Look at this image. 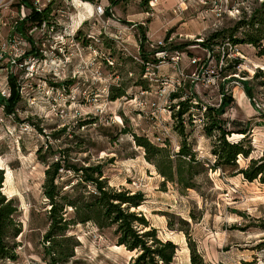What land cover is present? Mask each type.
Instances as JSON below:
<instances>
[{
    "label": "rangeland",
    "instance_id": "374dc122",
    "mask_svg": "<svg viewBox=\"0 0 264 264\" xmlns=\"http://www.w3.org/2000/svg\"><path fill=\"white\" fill-rule=\"evenodd\" d=\"M115 1L111 6L110 0H74L73 7H66L56 0L55 10L72 15V22L38 39L33 46L39 56L27 45L28 57L11 62L6 56L0 62V92L8 94V78L14 76L21 94L16 118L5 117L0 105V194L13 201L12 229L19 232L14 237L12 230L6 233L8 252L0 264H58L51 261V245L44 238L50 208L42 184L47 164L59 151L67 166H100L110 188L141 193L144 201L131 212L141 215L159 240L174 244L172 264H192L191 259L195 264H264V183L216 167L211 151L217 134H203L204 107H218L224 92L233 98L221 118L230 132L225 138L239 143L243 135L232 132L250 131L244 146L252 152L247 159L238 157L239 168L261 155L264 38L250 46L233 45L226 36L212 50L201 47L212 33L247 20L263 0ZM99 3L109 16L94 13L92 6ZM241 33L239 28L235 36ZM61 34L62 39L49 38ZM141 35L143 52L150 53L151 62L157 60L142 74ZM158 43L167 51L165 58L151 54ZM184 44L189 46L176 50L180 58L172 63L175 53L169 49ZM257 71L263 75L255 76ZM240 80L250 82L251 100ZM167 81L175 84L173 93H182L180 99L169 98L165 92L171 88L164 92ZM116 87L125 95L110 100ZM180 101L184 105L178 108ZM181 108L185 114L177 117ZM133 136L165 148L173 160L181 143L188 144L200 164L192 187L159 175ZM41 148L45 163L37 155ZM64 177L66 182L71 174ZM66 236L76 246L71 247L73 257L59 264H133L137 256L117 246L112 228L92 222L70 227Z\"/></svg>",
    "mask_w": 264,
    "mask_h": 264
},
{
    "label": "trees",
    "instance_id": "16d2710c",
    "mask_svg": "<svg viewBox=\"0 0 264 264\" xmlns=\"http://www.w3.org/2000/svg\"><path fill=\"white\" fill-rule=\"evenodd\" d=\"M116 1L110 0V5L114 6ZM106 15L109 16V10ZM40 16H33V20H38ZM242 29L240 37L235 36L238 29ZM227 33V34H226ZM264 0L260 3L258 9H254L247 20L245 17L236 23L234 29L221 30L214 32L201 43L203 49H213L217 40L229 37L233 45L246 44L250 46H258L264 38ZM140 57L142 63L149 62L150 53H144L145 38L141 35ZM188 44L170 48L172 51H182ZM163 48H158L151 52L160 51ZM219 59V55L217 57ZM153 62L156 60L153 58ZM234 66L239 63V60L231 61ZM230 62V63H231ZM230 67V68H231ZM141 74L144 72V66L140 67ZM236 70L227 76L235 75ZM255 76L263 75L261 72H256ZM254 76V77H255ZM264 77V76H263ZM229 79H235L229 77ZM245 95L251 100L252 92L250 82L240 80ZM8 86L10 87L9 97L4 98L0 94V105L3 106L4 116H13L16 118V110L19 106L21 96L19 87H17L14 76L8 78ZM223 90V89H222ZM182 94V93H181ZM179 93H171L169 98L177 100L182 97ZM125 95V90L121 87L113 88L110 93V100H116ZM222 100L218 107L206 106V113L203 122V134L209 138L216 132L215 141L212 142V155L216 158V167L220 169L229 168L233 173L242 175L248 182L258 180L264 183V149L259 158L251 159L245 167L239 168L237 164L238 157L245 159L249 158L252 149L246 148L244 142L250 135L248 129H240L238 132H232L237 135H243L239 143L227 141V132L222 126V117L226 113V108L232 104L233 98L221 94ZM178 108L184 103L180 101ZM183 107V106H182ZM181 108L176 112L177 117L185 114ZM175 116V117H176ZM40 132V131H39ZM62 131H60L61 134ZM136 145L145 150V160H150L154 165L157 173L166 180H177L185 188H191L190 183L200 170V164L197 163L195 155L190 146L186 143H181L179 152H177L176 160L171 159L165 148L152 145L146 138L133 136ZM47 150L51 152V147ZM43 148L37 151L39 162L45 163L47 156L42 153ZM47 152V151H46ZM52 153V152H51ZM64 152L59 151L55 161L47 164L44 170V182L42 184V193L49 204L48 224L49 228L44 235L47 242H50L51 261L58 263L64 262L73 257L71 247L69 245L71 238L66 236V232L76 224L94 223L98 228H112L113 235L117 239V246H123L129 252H137V256L133 264H172L175 256V246L171 241L162 242L156 236L154 228L150 227L148 222L131 209L138 208L144 201V196L141 193L129 195L123 190H115L110 188L106 179L103 176L102 167L88 165L84 166H67L64 161ZM54 155V154H52ZM56 156V155H55ZM50 157V156H49ZM71 174L68 181H64V176ZM3 182L2 171L0 170V187ZM67 183V184H66ZM17 212L12 200L7 201L0 194V258L7 256V245L5 243V235L12 230V236H17L19 233L14 227V216ZM149 229L148 231L140 232L139 228ZM70 246V247H69ZM192 264L193 259H191Z\"/></svg>",
    "mask_w": 264,
    "mask_h": 264
},
{
    "label": "built area",
    "instance_id": "2783aa9c",
    "mask_svg": "<svg viewBox=\"0 0 264 264\" xmlns=\"http://www.w3.org/2000/svg\"><path fill=\"white\" fill-rule=\"evenodd\" d=\"M63 1L65 2L66 7H73L74 0ZM55 2L56 0H0V62L7 57H9V59H12L11 62L15 58H18L17 61H20L25 56L24 49L27 45H31V51H34L33 53L35 56H39L40 54H38V50H35L33 46L38 43V39H43L46 34L49 35L50 30L51 33H53L55 26H60L61 24L65 23L69 24L70 22H72V15L64 17L59 14L60 11L55 10ZM92 8L94 9V13L98 17L106 15V8L101 6L100 3L93 5ZM33 16H40V18L38 20H33ZM6 32H8V34L6 35V37L5 35L3 37L2 35L4 33L6 34ZM63 33L65 32L63 31ZM34 35H36V37ZM57 36L58 37L56 38H51L49 36V38L51 40L63 38L62 34ZM147 40L148 39H146V41ZM158 44V48H161L160 46L162 45V43ZM150 47L153 48V45H150ZM6 48H9L10 53H8L9 51H5ZM166 52L167 51L164 49L158 53L155 52V58H165L164 56L167 54ZM173 53H175V55L170 56V61L176 64V61H178L180 58L179 52L174 51ZM195 61L196 60H193L192 63H195ZM150 62L151 61L146 62V64H143V66H149L151 63L155 64L157 63V60L156 62ZM16 84H18L17 81ZM175 87L176 86L174 83L167 81L164 82L163 90L165 92V90L171 88L170 91L165 92L167 93V95H170L175 91ZM7 93L8 94L6 95V93L0 92L1 96L4 98L9 97V92Z\"/></svg>",
    "mask_w": 264,
    "mask_h": 264
},
{
    "label": "crops",
    "instance_id": "0c3cea01",
    "mask_svg": "<svg viewBox=\"0 0 264 264\" xmlns=\"http://www.w3.org/2000/svg\"><path fill=\"white\" fill-rule=\"evenodd\" d=\"M92 9V8H91ZM93 10V9H92ZM124 34V33H123ZM154 33H152V35H149V36H153Z\"/></svg>",
    "mask_w": 264,
    "mask_h": 264
}]
</instances>
